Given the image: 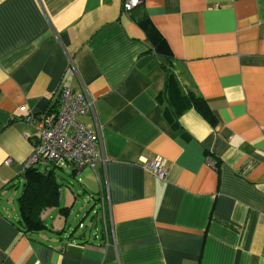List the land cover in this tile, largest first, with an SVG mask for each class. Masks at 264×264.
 I'll return each instance as SVG.
<instances>
[{
    "label": "crops",
    "instance_id": "0c3cea01",
    "mask_svg": "<svg viewBox=\"0 0 264 264\" xmlns=\"http://www.w3.org/2000/svg\"><path fill=\"white\" fill-rule=\"evenodd\" d=\"M122 3L0 0V264H264V0ZM65 86L93 99L78 119L98 132L100 160L81 175L101 226L67 230L76 194L63 185L68 213L48 208L47 227L25 232L26 117L58 107ZM189 91L216 124L194 106L175 116ZM159 157L165 179L143 165Z\"/></svg>",
    "mask_w": 264,
    "mask_h": 264
},
{
    "label": "built area",
    "instance_id": "2783aa9c",
    "mask_svg": "<svg viewBox=\"0 0 264 264\" xmlns=\"http://www.w3.org/2000/svg\"><path fill=\"white\" fill-rule=\"evenodd\" d=\"M143 1L123 0L122 10L129 14ZM92 109L93 99L86 92L65 86L60 92L58 107L42 114L30 113L26 120L34 127L36 135L33 150L23 163L24 171L44 162L63 168L72 165L76 173L87 167L95 169L100 160L98 132L78 119ZM5 162L11 163V159ZM143 165L156 177H167L162 158L145 159Z\"/></svg>",
    "mask_w": 264,
    "mask_h": 264
},
{
    "label": "trees",
    "instance_id": "16d2710c",
    "mask_svg": "<svg viewBox=\"0 0 264 264\" xmlns=\"http://www.w3.org/2000/svg\"><path fill=\"white\" fill-rule=\"evenodd\" d=\"M140 24L146 29L153 43V49L164 56H169L168 46L165 38L154 28L152 23L144 17ZM173 78H171L172 80ZM171 80L168 85L171 86ZM182 104L176 106L174 112L177 116L183 107L194 106L206 117L212 124H216L217 117L207 102L194 91H189L181 95ZM172 103L175 100L171 99ZM56 167L63 168L56 164H46L44 168L37 165L25 171V186L18 197L19 219L18 224L25 232H39L47 227L42 213L51 207H58L66 214L70 207L60 206L61 189L64 185L63 176L58 173ZM76 174V169L74 168Z\"/></svg>",
    "mask_w": 264,
    "mask_h": 264
},
{
    "label": "rangeland",
    "instance_id": "374dc122",
    "mask_svg": "<svg viewBox=\"0 0 264 264\" xmlns=\"http://www.w3.org/2000/svg\"><path fill=\"white\" fill-rule=\"evenodd\" d=\"M45 166V162L41 166ZM68 168V167H67ZM56 170L60 175L63 176L62 182L63 187L70 185L72 190L75 191L74 203L71 207V212L69 213L68 227L67 230L75 231V233H81L82 231H87L94 233V231L101 226L100 215H97V212L101 213L100 202L98 200V195L96 193L92 194L91 192H85L83 186V178L81 173H71V169H63L56 167ZM83 171V170H82ZM23 185V184H22ZM20 185V188H22ZM66 191V188H65ZM13 201H11L10 207H12ZM15 206L17 205V197L15 198ZM63 206V205H62ZM60 210L58 209V212ZM82 223V226H81ZM97 224L98 226L96 227ZM74 229V230H73ZM87 233V234H89Z\"/></svg>",
    "mask_w": 264,
    "mask_h": 264
}]
</instances>
